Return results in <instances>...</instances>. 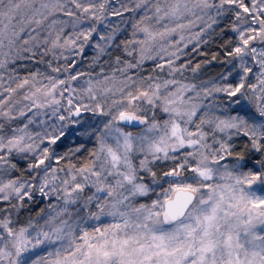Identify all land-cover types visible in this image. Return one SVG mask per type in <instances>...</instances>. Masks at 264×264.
Instances as JSON below:
<instances>
[{
    "label": "snow or ice",
    "instance_id": "snow-or-ice-1",
    "mask_svg": "<svg viewBox=\"0 0 264 264\" xmlns=\"http://www.w3.org/2000/svg\"><path fill=\"white\" fill-rule=\"evenodd\" d=\"M0 264H264V0H0Z\"/></svg>",
    "mask_w": 264,
    "mask_h": 264
}]
</instances>
